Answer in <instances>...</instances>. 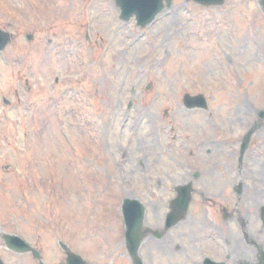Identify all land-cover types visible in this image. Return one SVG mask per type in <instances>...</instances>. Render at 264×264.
Listing matches in <instances>:
<instances>
[{"label":"rangeland","instance_id":"rangeland-1","mask_svg":"<svg viewBox=\"0 0 264 264\" xmlns=\"http://www.w3.org/2000/svg\"><path fill=\"white\" fill-rule=\"evenodd\" d=\"M257 3L173 0L139 29L119 20L113 0H0V30L13 37L0 54V236L20 237L44 264H65L58 241L89 264H128L115 259L123 250L115 199L142 188L149 170L141 177L139 162L164 145L167 126L183 123L184 94L207 100L192 123L209 115L245 124L264 108ZM0 259L36 264L1 237Z\"/></svg>","mask_w":264,"mask_h":264},{"label":"flooded vegetation","instance_id":"flooded-vegetation-1","mask_svg":"<svg viewBox=\"0 0 264 264\" xmlns=\"http://www.w3.org/2000/svg\"><path fill=\"white\" fill-rule=\"evenodd\" d=\"M181 116L139 162L141 177L149 171L138 194L126 195L141 212L143 264H264V123L243 150L249 116L240 125Z\"/></svg>","mask_w":264,"mask_h":264},{"label":"water","instance_id":"water-1","mask_svg":"<svg viewBox=\"0 0 264 264\" xmlns=\"http://www.w3.org/2000/svg\"><path fill=\"white\" fill-rule=\"evenodd\" d=\"M189 1V0H186ZM200 5H221L224 0H193ZM115 5L120 10V18L124 21H128L131 17H135L137 26L143 28L150 24L153 19L162 11L163 2H165L166 7H169L171 0H114ZM259 5L264 13V0L259 1ZM27 36V39H30ZM9 41V35L0 31V51L4 49ZM187 107H199L206 109L205 100L202 96L191 97L186 95L183 100ZM2 240L5 243L7 249L18 253H31L33 258L38 261V264H43L41 262V256L39 252L31 248L28 244L23 242L20 238L11 235H2ZM139 246V241L136 239H129L127 237V247L133 252V264H141L136 256V251ZM59 247L67 255L66 264H86L80 257L70 254L69 249L66 245L59 242ZM0 264H3L0 260Z\"/></svg>","mask_w":264,"mask_h":264}]
</instances>
